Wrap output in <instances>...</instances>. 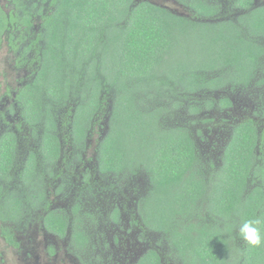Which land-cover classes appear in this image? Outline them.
Here are the masks:
<instances>
[{
  "label": "trees",
  "instance_id": "1",
  "mask_svg": "<svg viewBox=\"0 0 264 264\" xmlns=\"http://www.w3.org/2000/svg\"><path fill=\"white\" fill-rule=\"evenodd\" d=\"M71 1H62L59 17L67 10L69 18L83 23L85 35L64 30L49 34L33 58L36 76L28 86L33 98L45 93L58 102L56 108L43 106L47 130L56 128L58 110L74 100L76 110L87 116L86 124L77 122L84 119L78 112L73 121L75 138L84 140L91 120L110 108L102 164L121 176L147 175L141 196L144 222L163 234L175 260L264 264V246L249 249L236 234L242 220L264 221V151L260 156L255 153L264 131L259 134L251 119L236 127L223 121L212 125L221 131L219 124H227L229 129L220 148L222 167L215 178L206 179L192 134L173 122L175 115L170 113L179 96L187 97L191 115L212 111L214 99L203 98L202 91L226 87L245 95L246 85L264 86V46L240 33L247 26L251 36L264 38V8L241 15L236 22L213 23L190 22L147 3L132 7V0ZM188 1L202 17L220 10L214 1ZM234 1L242 7L251 2ZM7 18L0 9V47ZM120 18L127 20L108 35ZM188 34L194 37L193 55L180 44ZM228 106L226 98L218 104L220 109ZM257 111L263 115L264 107ZM207 122L201 119L202 124ZM194 123L189 120L190 128ZM56 144L50 133L44 157L54 152ZM13 155L6 147L0 150V161L9 167ZM138 264H160V259L151 251Z\"/></svg>",
  "mask_w": 264,
  "mask_h": 264
},
{
  "label": "flooded vegetation",
  "instance_id": "2",
  "mask_svg": "<svg viewBox=\"0 0 264 264\" xmlns=\"http://www.w3.org/2000/svg\"><path fill=\"white\" fill-rule=\"evenodd\" d=\"M62 1L0 0V9L7 14L9 21L3 33L0 51L5 49L9 52L12 57L13 70L23 72V76H15L14 85L6 87L5 93L0 91V150L10 147L14 153L13 162L9 167L6 166L7 163L0 161V262L10 264L7 252L11 251L15 258L12 264L24 262L51 264L52 261L60 259L62 255L64 256L63 264H120V260L113 261L110 257L103 258L101 254L96 253L100 250L99 243H102L104 248H107L108 244L103 237L94 235V233L98 234L100 227L108 226V222L112 224L118 222L120 217L122 219L124 214L130 212V209L125 208L127 201H130L138 207L136 219L131 221V225L137 231L139 240L146 238L144 235L150 234L157 237L162 245L151 247L148 243L142 255L133 259L132 264H138L141 258L151 251H155L160 264H180L173 257L175 252L163 234L152 231L144 222L146 214L141 196L144 192L142 187L147 185V175L140 174L147 181L142 187L138 182L137 193L139 194L134 195L133 191L127 190L125 179L136 180L140 175L121 176L106 170L102 164L104 149L107 146L105 144V135L108 130L106 112L110 108H103L102 113L91 120L84 140L75 138L73 121L78 112V116L84 119L77 120V122L86 124L87 116L76 110L74 100L62 109H57L56 128L53 131H48L45 126L44 117H42L44 104H47L49 108H56L58 102L45 93L39 98H33L28 86L34 83L36 76L35 56L44 47V39L49 34L57 35L64 30L77 35H85L83 23L78 24L73 20L76 18H69L71 14L67 10L62 17H59L58 8ZM120 1L122 0L117 3ZM71 3L74 4L75 0ZM143 3L162 8L190 22H221L217 19L221 10L220 6L218 13L209 18L197 14L188 5V0H162L158 5L150 1L132 0L129 6L134 7ZM172 3L174 7H171ZM233 5L239 7L240 14L234 21L229 20L232 22H236L239 16L246 15L247 12L264 8L262 3L256 4L255 0H251L247 7L240 6L236 1H233ZM180 7L184 9V12L174 10ZM126 20V18H120L117 20L120 23L112 24V31L107 32L108 35H112L115 29H119ZM246 27H241L245 31L240 32L242 37L247 40L252 39L256 44L264 46L263 35L251 36L246 32ZM246 87L254 93L252 99L251 97L247 99L249 104L254 101H262L264 104V86L254 85L252 89L251 85H246ZM240 94L243 95V91L213 101L212 111H219L218 119L208 114L199 117L198 120H209L212 124L207 126L212 127V130H217L218 126L213 127L212 125H216L215 123L221 119L226 121L230 127H236L244 120L251 119L257 122L251 110L245 111L249 115L238 118V120L237 117H233V111L237 105L234 99L239 98ZM244 94L246 95V92ZM162 97L163 100L166 99L164 93ZM186 98L176 97L177 104L173 111L176 116L177 110L184 109L188 118L185 124L180 123V126H184L190 132L189 102ZM222 98L230 100V106L220 109L218 104ZM204 112L196 114L200 116L199 114ZM103 115L106 119L105 124L101 118ZM197 131H201V127H198ZM50 133L55 135L57 144L54 152L46 158L44 157L47 154L45 146ZM191 136L194 141L195 137ZM196 147L200 154L199 157H202L199 145ZM218 147L216 145V148L211 150L218 149ZM263 151L264 135L261 134L260 141H257L256 156H260ZM219 153L221 156L220 151ZM201 157L198 162L203 178H215L216 173L222 167L220 159L216 165L208 162L206 166ZM85 161H87L85 174L78 185L75 172ZM102 209V214L108 216V219L97 216ZM109 239L111 242L117 241L118 246L121 247L123 237L118 229L112 231ZM34 243L40 247L38 252L34 249ZM66 251L68 254L65 253ZM35 254L42 255L34 256ZM32 259H34L33 262Z\"/></svg>",
  "mask_w": 264,
  "mask_h": 264
},
{
  "label": "rangeland",
  "instance_id": "3",
  "mask_svg": "<svg viewBox=\"0 0 264 264\" xmlns=\"http://www.w3.org/2000/svg\"><path fill=\"white\" fill-rule=\"evenodd\" d=\"M137 1H150L156 5L161 4L162 2V0H137ZM209 1H214V3L219 4L221 8L220 14L217 15V19L219 21H222L223 19L234 21L237 18V16L240 14L239 7H236L233 5L234 0H209ZM255 2L256 4L262 3V5H264V0H255ZM171 7H174V3L171 4ZM174 10L180 13L184 12V9L181 7L174 8ZM193 38H194L193 35L188 34L187 40H184V39L180 40L181 47H184L189 54H192L193 52L194 44L193 42H191ZM10 55L11 54L7 52L5 49H2L0 51V91L4 93L6 92V87L14 85L15 76H23V72L20 73V72H16L13 70V67L11 66L12 57ZM201 93H205V94H200L203 98L214 99V100H218L219 98L225 97V96H232L231 91L229 90V88H226V87L215 90L213 92L202 91ZM253 94L254 93L250 91V89H247L246 95L240 94L241 96H239V98L234 99L237 105L235 106V109L233 111L234 113L233 117H237L236 119L238 120V118L249 115L245 113V111L248 112L251 110V112H253L252 115L256 117L259 130L264 131V114L262 115L261 113L257 111L260 108V106L264 107V104L262 101H254L253 103L249 104V101L247 99L249 97H251L252 99ZM200 95L197 94L196 95L197 98ZM197 98L195 99L197 100ZM176 104H177V101L175 102V106ZM247 105L249 107H247ZM250 106H252V108ZM218 112L219 111H216V112L210 111L208 113L204 112L203 114L201 113L202 115L199 114L200 116H198V114L190 115L189 116L190 119H188V120L192 119L194 120L193 122H195L191 128L189 127V130L191 134L195 137L194 138L195 145L196 146L199 145L201 154H203L201 159L204 160V165L206 166L208 162H213L215 165L218 163L219 157H220L219 151H220V148L223 146L225 139L227 138L229 128L227 124H219L223 128V129L221 128V131L219 129L220 128L219 126L218 127L213 126V127H217V130L215 129L207 130V125H211L212 123L207 122V123L201 124V121L198 120V118L203 117L206 114H210V116L218 119L217 118V116L219 115ZM100 113H102V111ZM170 113L173 114L174 111H171ZM101 118H102V122L105 124L106 123L105 116L103 115ZM172 118H173V122H180L182 124H185L188 116L184 112V109H179L176 111V116L171 117V120ZM222 120L223 119H221V121ZM221 121H218V122H221ZM223 122L227 123L226 121H223ZM198 127H201V131H197ZM200 133H201V136H203V138L200 136ZM216 145L219 146L218 149L211 150V149L216 148ZM86 166H87V161H85L82 166H79L76 169L75 176H76V182L78 185L83 175L85 174ZM125 181L127 182V190L133 191V194L137 195L139 194L137 193L138 188H139L138 182L140 184V187H142L143 185L146 184L147 179L143 177L142 175H140L136 178V180H131V179L126 178ZM125 208L126 210L130 209L131 211L124 214L122 219L120 217V220L118 222H115L113 224L112 222H108V226L100 227L98 234L94 233V235L103 237V240L107 242L108 244V247L104 248L102 243H99L98 246L100 247V250H97L96 253L101 254L103 258L110 257L113 261L120 260V264H132L133 259L138 258L140 255H142L141 253L145 251L146 247L148 246V243L150 244L151 247H155L156 245H159V246H162V245L159 243L157 237L151 236L150 234L144 235L146 238L139 240L137 231L131 225V221L136 219V213L138 211V207L134 206V203L127 201ZM102 213H103V209L99 211L97 216L98 217L101 216L102 218L106 217L107 219L109 218L108 216H105ZM116 229L120 231V234L123 237V240L121 242V247L118 246L117 241L111 242L109 239L112 231ZM141 235L143 234L141 233ZM33 246H34L35 251L38 252L40 249L39 245L37 243H34ZM65 253L68 254L67 251ZM37 255L41 256L42 254H35L34 256H37ZM63 257L64 256L62 255L60 259H57L55 262L52 261L51 264H63ZM33 261L34 259H32V262ZM22 264H28V263L24 262Z\"/></svg>",
  "mask_w": 264,
  "mask_h": 264
},
{
  "label": "clouds",
  "instance_id": "4",
  "mask_svg": "<svg viewBox=\"0 0 264 264\" xmlns=\"http://www.w3.org/2000/svg\"><path fill=\"white\" fill-rule=\"evenodd\" d=\"M236 234L249 249L260 248L264 246V221L259 218L242 220L237 227ZM7 258L10 264L15 259L11 251L7 252Z\"/></svg>",
  "mask_w": 264,
  "mask_h": 264
}]
</instances>
